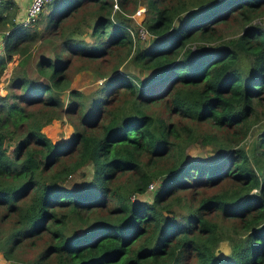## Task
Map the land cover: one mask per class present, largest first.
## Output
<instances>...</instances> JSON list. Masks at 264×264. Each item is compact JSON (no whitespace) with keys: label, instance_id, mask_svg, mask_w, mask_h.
<instances>
[{"label":"trees","instance_id":"16d2710c","mask_svg":"<svg viewBox=\"0 0 264 264\" xmlns=\"http://www.w3.org/2000/svg\"><path fill=\"white\" fill-rule=\"evenodd\" d=\"M137 2L51 0L33 28L0 12V75L19 57L0 95V226L10 220L0 253L11 261L24 244L38 247L27 264H264V129L250 153L239 145L264 103V27L252 24L264 0H143L147 44ZM126 62L137 72H118ZM72 68L103 81L71 89ZM63 117L73 132L53 142L41 128ZM196 142L207 151L189 152Z\"/></svg>","mask_w":264,"mask_h":264},{"label":"rangeland","instance_id":"374dc122","mask_svg":"<svg viewBox=\"0 0 264 264\" xmlns=\"http://www.w3.org/2000/svg\"><path fill=\"white\" fill-rule=\"evenodd\" d=\"M1 5L2 4L0 3V12L2 10L5 11L7 8L5 6L1 7ZM113 6H114V8H116L115 5H113ZM45 9H46V7H45ZM11 13L12 12H8V15H10ZM130 15L134 19L136 26L138 28V32H139L140 27L144 28L143 20H144V17L146 16V10H145V5L143 4V0H138V2L136 3V5H135V7H134V9ZM41 19H42V23H40V25L43 24V26H44L45 21H46V14H44L41 17ZM252 24L264 26L263 25L264 24V15L259 16V18L256 19ZM31 28H33V26ZM34 28H37V25ZM39 37H41V35L37 36L36 38H39ZM224 37L228 38V37H230V34L227 33L224 35ZM41 38H40V40H38L37 42L32 44L31 53H33L35 48L38 47V45H39L38 43L41 42ZM139 38H141L145 44H147L151 40V36L148 33H146V36L144 38H142V37H139ZM85 39L87 41L92 40V38L87 34L85 35ZM217 42H218V40L210 41V42H206V44L207 43L214 44ZM0 51H1V43H0ZM18 59H19L18 54L14 53L12 55L11 59L9 61H7L6 66L0 75V95L6 94L9 78L13 74L14 67L17 64ZM122 65L120 64V67H118V69H117L118 72L124 71L130 75L137 72V69L135 67H133L132 64H128V62H126L123 66ZM69 75L71 77L69 87L71 89H78V90L84 92L85 94H88V93L92 92L93 90L97 89L99 84L103 81V77L95 76V74L89 69L74 70L72 68V69H70ZM41 79H43V78L41 77ZM61 96L63 98L66 97V95L64 93H62ZM257 111L258 112L256 114V117L254 118L252 125L250 126L248 134L239 142V145L243 146L249 153L251 152V148H252V145H253V142H254L256 136L258 135V133L260 131H262L264 129V103L257 107ZM41 130L53 142H61V141H64L65 139H67L72 134L73 126L69 120H67L65 117H63L62 119H53L51 122L45 124L41 128ZM206 149H207V147L200 145L199 143L196 142L195 144H193L189 148V152H192V154H196V153L203 152V151L206 152L207 151ZM141 197L144 199H149L148 195H145V196L141 195L140 198ZM7 218L4 220L2 226H0L2 228H5L6 230L10 226V220ZM32 246L33 245H24L23 244L22 246L16 248L15 251L13 252V256H12L11 261H5L1 255V253H0V264H4V263L5 264H27L28 261L31 260L37 252L38 247H32Z\"/></svg>","mask_w":264,"mask_h":264},{"label":"built area","instance_id":"2783aa9c","mask_svg":"<svg viewBox=\"0 0 264 264\" xmlns=\"http://www.w3.org/2000/svg\"><path fill=\"white\" fill-rule=\"evenodd\" d=\"M50 1L51 0H29V4L25 10L24 17L22 19H20L19 21H16V23L18 25L32 26V24L34 23V21L38 17L39 13L42 11L43 7ZM258 18H256V19H258ZM256 19H254V21ZM12 20L15 21V17H13ZM146 33L147 32L145 31L144 28H142V27L139 28V36L140 37L144 38L146 36ZM153 186H154V183H150L148 185V189L153 188Z\"/></svg>","mask_w":264,"mask_h":264},{"label":"crops","instance_id":"0c3cea01","mask_svg":"<svg viewBox=\"0 0 264 264\" xmlns=\"http://www.w3.org/2000/svg\"><path fill=\"white\" fill-rule=\"evenodd\" d=\"M4 2H8L7 11L8 12H12L10 14V16L11 17H15V21L14 22H15V24H17L16 21H19L25 15V10H26V8H27V6L29 4V0H0L1 4H4ZM1 7H3V5H1ZM45 7H44V9H45ZM43 11L45 13L47 11V9L43 10ZM7 24H8V22H5V29H6ZM0 43H1V47H2L3 33L1 31H0Z\"/></svg>","mask_w":264,"mask_h":264},{"label":"water","instance_id":"95a60500","mask_svg":"<svg viewBox=\"0 0 264 264\" xmlns=\"http://www.w3.org/2000/svg\"><path fill=\"white\" fill-rule=\"evenodd\" d=\"M214 253L216 256L220 258L226 257L230 253V246L228 240L226 239L220 240L214 250Z\"/></svg>","mask_w":264,"mask_h":264}]
</instances>
